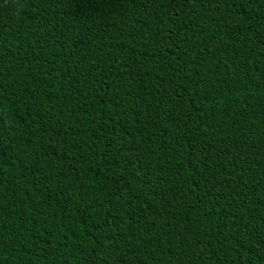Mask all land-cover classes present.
I'll return each instance as SVG.
<instances>
[{
  "label": "trees",
  "instance_id": "trees-1",
  "mask_svg": "<svg viewBox=\"0 0 264 264\" xmlns=\"http://www.w3.org/2000/svg\"><path fill=\"white\" fill-rule=\"evenodd\" d=\"M0 264H264V0H0Z\"/></svg>",
  "mask_w": 264,
  "mask_h": 264
}]
</instances>
